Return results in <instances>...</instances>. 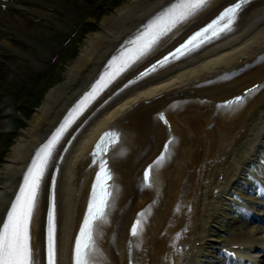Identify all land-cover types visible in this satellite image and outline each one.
I'll return each instance as SVG.
<instances>
[{
    "label": "bare ground",
    "instance_id": "1",
    "mask_svg": "<svg viewBox=\"0 0 264 264\" xmlns=\"http://www.w3.org/2000/svg\"><path fill=\"white\" fill-rule=\"evenodd\" d=\"M26 1L0 0V44L7 48L0 47V77L4 73L10 75L9 66L19 64L15 55L26 50L25 44L37 43L31 34L47 38L30 31L36 24L29 21L28 25H21L20 17L21 23L16 26L28 34L16 37L10 26L5 27L4 18L19 14V8L33 11ZM39 1L58 9L62 5H78L77 0ZM232 1L210 0L198 14L163 36L151 51L91 100L56 143L31 225L32 246L42 264L52 178L56 179L58 264H72L74 237L97 168L91 163L90 151L107 127L119 130L121 135L108 154L109 167L114 172L113 194L106 222L95 226L96 264H128L130 259L136 264H205L207 257L216 253L222 216L230 218L225 207L231 206L237 192L246 196L243 181L250 164L264 154V0H250L230 30L195 52L147 77L127 82ZM173 2L125 0L104 17L100 29L86 37L64 80L50 88L27 125L19 130L0 166V222L38 149L91 93L111 59ZM2 4L13 7L14 12L5 11ZM53 50L47 48L43 52L48 56ZM255 82L259 87L247 93L241 105L222 107V100ZM6 109L8 113L12 111ZM160 111L167 116L169 128L158 118ZM169 136L172 140L165 159L159 166L154 163L150 186L146 185L142 171ZM256 207L253 204L250 210ZM250 210H245V214L252 217ZM135 219L139 224L137 235L133 236L131 225ZM236 228L227 240L228 246L238 244L255 248L257 253L264 251V227ZM113 232L115 238H111Z\"/></svg>",
    "mask_w": 264,
    "mask_h": 264
},
{
    "label": "snow or ice",
    "instance_id": "2",
    "mask_svg": "<svg viewBox=\"0 0 264 264\" xmlns=\"http://www.w3.org/2000/svg\"><path fill=\"white\" fill-rule=\"evenodd\" d=\"M209 2L210 0H174L171 5L158 13L145 26V30L142 33L138 34L136 40L132 42L134 48L131 50V53H123L118 60H113V66L118 65L117 70L102 76L93 88L92 93H89L81 101V105L94 97L102 87H105L111 79L115 78V75L130 67L135 60L151 51L159 40L173 28H176L177 25L203 10ZM247 2L248 0H236V3L225 8L215 20L196 32L188 41L177 48L175 52L170 53V56L172 58H179L181 55H186L211 38L218 37L222 32L230 30L238 12ZM168 60L169 57H165L159 63L163 65ZM152 71H155V66ZM248 91L250 93L253 90L249 89ZM244 99L245 96L235 97L233 100L225 102L222 107L231 109L234 105H241ZM161 119H163L162 114ZM70 122L71 119L66 120L57 130L56 134L39 150L23 178V183L11 203L5 219L0 222V264H42L37 251L32 246L30 229L38 205L41 184L48 162L52 157V151ZM97 149L98 151L93 153L94 157L107 151L103 140L97 145ZM164 151H168L167 144L164 147ZM164 159L165 157L162 154L155 162V165L159 166ZM99 167L100 172L97 173L96 184L93 185L88 213L75 242L74 264H96L95 255L97 247L94 238V228L97 222H106V209L109 206V198L112 195L108 191L109 185L107 184V181L111 180L112 176L110 170L107 168V162L102 157L99 160ZM151 170L152 166L145 171V181L149 180ZM98 189L99 191H97ZM137 224H139V221ZM132 235H137V229L135 227L132 230ZM46 264H57L54 197L48 212Z\"/></svg>",
    "mask_w": 264,
    "mask_h": 264
},
{
    "label": "rangeland",
    "instance_id": "3",
    "mask_svg": "<svg viewBox=\"0 0 264 264\" xmlns=\"http://www.w3.org/2000/svg\"><path fill=\"white\" fill-rule=\"evenodd\" d=\"M124 2L125 0H77L76 7L74 4L62 5V9L56 7L58 11H39L36 14L42 13L48 17L49 22H39L33 26L34 31H30L44 35L47 37L48 43L27 44L25 47L29 50L19 55L21 57L19 64L9 66L12 73L10 75L4 73L0 77V166L3 165L12 145L16 142L19 130L27 125L28 120L42 103L50 88L64 80L68 67L79 56L86 37L100 29L104 17L111 15ZM103 4L106 9L107 5H111V7L102 10L100 6ZM18 17L20 15L7 16V23L16 22L20 25ZM28 17H20L26 25L29 23ZM12 18L15 22H10ZM13 26L14 24H11L10 31L15 32L16 37L28 34L23 31V28L20 27L18 31ZM67 39L68 42H66ZM47 48L48 50L54 49L48 56L43 52L44 49L47 52ZM43 56H47V58ZM6 107L12 111L9 109L8 113ZM247 174L246 180L243 181L248 188L246 200L239 194L230 201L231 206L225 207L226 214L232 217L222 216L223 224L218 230L219 237H217L220 238L219 243L228 238V233L232 232L234 227L249 224L245 228L248 230L264 225L253 222L243 214V207H247L249 200L252 198L256 201L259 200V195L253 193L255 184L253 178L254 176L264 178V154L262 158L251 162L250 171ZM259 210L261 211V209ZM235 220H238L237 225L234 223ZM206 261L207 264H212L217 263L219 259L209 257Z\"/></svg>",
    "mask_w": 264,
    "mask_h": 264
}]
</instances>
